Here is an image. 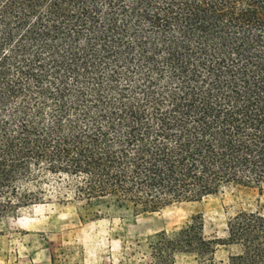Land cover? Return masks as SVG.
<instances>
[{
  "label": "trees",
  "instance_id": "1",
  "mask_svg": "<svg viewBox=\"0 0 264 264\" xmlns=\"http://www.w3.org/2000/svg\"><path fill=\"white\" fill-rule=\"evenodd\" d=\"M226 192L257 199L225 239L196 217L150 239L153 263L264 264V0H0V223Z\"/></svg>",
  "mask_w": 264,
  "mask_h": 264
},
{
  "label": "rangeland",
  "instance_id": "2",
  "mask_svg": "<svg viewBox=\"0 0 264 264\" xmlns=\"http://www.w3.org/2000/svg\"><path fill=\"white\" fill-rule=\"evenodd\" d=\"M253 195L230 192L199 203L177 204L157 213L117 214L88 221L76 205H43L0 223V264H154L150 239L172 233L199 217L207 239H225L226 222L241 205L255 204ZM264 205V197L260 199ZM218 246L216 263L227 257ZM175 264H193L177 255Z\"/></svg>",
  "mask_w": 264,
  "mask_h": 264
}]
</instances>
